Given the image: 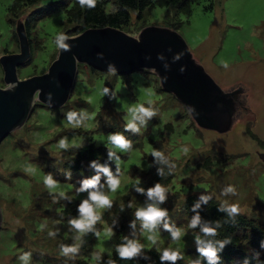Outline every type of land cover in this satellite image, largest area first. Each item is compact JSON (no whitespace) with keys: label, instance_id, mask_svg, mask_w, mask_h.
I'll return each mask as SVG.
<instances>
[{"label":"rangeland","instance_id":"obj_1","mask_svg":"<svg viewBox=\"0 0 264 264\" xmlns=\"http://www.w3.org/2000/svg\"><path fill=\"white\" fill-rule=\"evenodd\" d=\"M52 2L65 5L45 14L40 11L28 21L30 56L16 67L18 78L45 71L56 55L57 36L73 35L71 24L65 22L73 0H38L31 5L0 0V54L18 50L16 18L23 23L32 9ZM134 15L131 11L130 22L121 30L135 35L146 25L174 29L221 89L242 87V105L227 130L200 128L180 101L159 88L152 72L136 69L121 74L79 64L71 93L61 106L35 101L22 125L0 141V264H105L101 258L111 257L110 235L115 232L104 217L108 210H98L101 219L90 247L64 254L61 246H76L80 233L70 221L80 214L66 219L53 210L52 195H42L46 191L80 205L94 190L79 191L82 182L97 175L96 188L112 201L129 193L135 221L127 223L124 233L135 225L138 230L130 240L142 245L140 249L154 245L162 252L178 251L185 261H200L201 255H186L196 242L188 231L192 220L181 210L190 192L206 193L229 208L235 204L239 212L264 225V0H185L180 8L153 4L139 19ZM1 75L0 68V86ZM140 106L152 112L143 122L135 118ZM73 112L76 118L70 122L68 115ZM130 123L135 130L128 127ZM114 134L131 142L127 151L113 145ZM62 139L69 149L83 141L102 146L110 165L106 167L120 180L117 191L109 190L107 176L90 163L69 180L72 173L62 165L70 150L59 147ZM64 172L65 179L60 177ZM156 174L159 179L151 180ZM49 175L58 182L55 189L44 185ZM156 184L166 190L162 202L147 194ZM148 204L166 210L168 229L163 222L154 233L142 227L135 212ZM110 217L114 218L111 213ZM177 229L181 235L174 240L171 233ZM150 235H155L154 242ZM25 253L26 262L21 259Z\"/></svg>","mask_w":264,"mask_h":264},{"label":"water","instance_id":"obj_2","mask_svg":"<svg viewBox=\"0 0 264 264\" xmlns=\"http://www.w3.org/2000/svg\"><path fill=\"white\" fill-rule=\"evenodd\" d=\"M18 19L14 24L18 50L0 54V141L22 125L35 101L52 108L61 106L71 93L77 64L121 74L149 70L159 87L182 103L198 127L216 132L230 127L242 105V87L221 89L193 59L174 29L156 25L143 26L135 35L108 25L86 27L65 36L66 47L58 46L45 71L18 78L16 67L30 56L28 37Z\"/></svg>","mask_w":264,"mask_h":264},{"label":"trees","instance_id":"obj_3","mask_svg":"<svg viewBox=\"0 0 264 264\" xmlns=\"http://www.w3.org/2000/svg\"><path fill=\"white\" fill-rule=\"evenodd\" d=\"M15 1L19 5H31L38 0ZM184 1L185 0H95L93 5H82L79 0H73V5L66 12L65 22L71 24L70 30L72 34H76L86 27H102L105 25L121 29L130 22L129 16L131 11L135 13L134 17L139 19L145 8L153 4L162 6L171 5L180 8L183 6ZM64 5L65 4L60 2H52L32 9L23 20V27L27 37L28 21H33L40 11L45 14L50 9L62 7ZM109 5L111 8H106V6ZM39 15L42 14L40 13ZM78 66L79 64H77V67ZM69 150L70 152L67 153L68 158L64 160L62 165L66 170L65 172L70 171L72 173L71 176L69 175V180L76 178L78 176L76 174L83 171V169H81L82 165L84 167L87 163H90V166H95L96 169L109 165L102 146L95 145L91 141H83L82 144L75 147L73 146ZM65 172L60 174V177L65 179ZM153 179L157 180L159 176L156 174L151 178V180ZM78 180L82 181L80 177ZM44 193L46 194L42 195H52L54 199L52 207L57 214L63 215L66 219L80 214L78 210L79 204L71 205L66 201V197L57 196L47 193L46 191H44ZM128 194L129 193L121 197L118 201H112L111 207L106 208L108 211L106 214L104 213L107 226L115 231L110 235V242L112 245L111 257L109 259L100 257L106 262L105 264H193L194 262L185 261L182 258L183 256H178L175 261L162 260L161 255L163 252L154 245L147 249H140L132 258H122L119 255L117 249L120 246L127 245V243L131 241L130 237L138 230L134 225L132 229L130 227L127 228L130 230L128 234L124 233L127 223L131 225L132 220L135 221V217L131 214L132 210L130 208ZM50 200H52V198ZM229 209V207H226L212 196L203 192H199L198 194L190 192L185 195L181 203V210L185 212V215H187L188 218L190 217L191 220L194 217H198V223L188 229L190 234L195 237L196 242L186 250L188 251L186 255H199L200 257L201 253L199 252V248L211 244L217 249L218 259L215 261V264H264V225L258 222L253 216H247L239 211L237 213H230ZM109 213H111L114 218L112 217L111 219L110 217L108 219ZM205 227L215 229L214 234L204 233L203 228ZM96 230L97 223L91 230L82 234L80 233L79 237L76 239V246L79 252L83 249L87 250L88 245L90 247L92 236ZM42 260L41 261L45 263L46 259ZM78 262L80 261L78 260ZM199 263L209 264V261L201 255L200 261L194 264Z\"/></svg>","mask_w":264,"mask_h":264},{"label":"clouds","instance_id":"obj_4","mask_svg":"<svg viewBox=\"0 0 264 264\" xmlns=\"http://www.w3.org/2000/svg\"><path fill=\"white\" fill-rule=\"evenodd\" d=\"M79 2L83 4L93 5L95 0H79ZM65 40L64 35H59L56 38V43L59 47L64 48L66 45L63 43ZM104 91L106 92L107 89L105 88ZM136 111L140 114L135 118L140 119L143 122L144 116L152 115V112L149 109H146L140 106ZM76 118V113H70L68 115V120L71 122ZM129 128L135 130V124L130 123L128 125ZM111 142L116 148H119L121 151H127L130 146L131 142L127 140L121 134H114L110 137ZM60 148H67L68 145L65 140H60L59 142ZM155 156H160V152H154ZM111 155V153H110ZM99 167V166H98ZM100 171H102L107 176V186L110 191L115 192L120 187V180L118 177H114L107 167H100ZM99 181V176H95L91 179L84 180L82 182V186L79 191H83L86 189H94L93 191L89 192V196L87 199L83 200L79 205V218L72 219L70 221L73 228L78 230L79 233H85L93 228V226L101 219V212L99 209H106L111 207L112 199L109 196L96 188V185ZM44 185L48 189H55L58 186V182L55 181L50 175L45 176ZM139 190V189H138ZM232 189L230 188L229 191ZM165 188L162 187L160 184H156L154 187L148 189V196L149 198H155L158 201L165 200ZM63 195V193H61ZM203 199V197H202ZM230 213H237L239 208L237 205L233 204L230 209ZM135 216L139 219L142 223V227L147 230L149 233H154L157 225L163 222L164 228L168 229L170 226L166 222L165 217L167 216V212L165 209L158 207L156 204H148L146 207L138 208L135 212ZM198 223V217H194L191 221L190 226H195ZM204 233L206 234H214L215 229L210 227L203 228ZM109 234H111V230H109ZM172 237L174 240H179L181 235V231L179 229L172 231ZM51 235V233H50ZM150 241H155V235H150L148 237ZM142 245L134 242L129 241L127 245L120 246L117 250L119 255L122 258H132L134 257L140 250ZM61 251L64 254L75 253L77 251V246H61ZM199 252L202 256H204L208 261L209 264H215L217 258V249L213 247L211 244L206 245L205 247L199 248ZM179 256V252L175 250L165 249L161 255L162 260H169L175 261ZM22 260L25 262L28 260V254L25 253L22 257Z\"/></svg>","mask_w":264,"mask_h":264}]
</instances>
